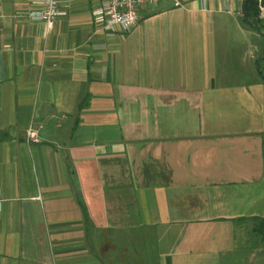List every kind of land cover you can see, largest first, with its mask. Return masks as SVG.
I'll return each instance as SVG.
<instances>
[{"label":"crops","instance_id":"crops-1","mask_svg":"<svg viewBox=\"0 0 264 264\" xmlns=\"http://www.w3.org/2000/svg\"><path fill=\"white\" fill-rule=\"evenodd\" d=\"M104 1L48 29L41 0H0V264H264L244 0L161 1L126 33Z\"/></svg>","mask_w":264,"mask_h":264},{"label":"built area","instance_id":"built-area-1","mask_svg":"<svg viewBox=\"0 0 264 264\" xmlns=\"http://www.w3.org/2000/svg\"><path fill=\"white\" fill-rule=\"evenodd\" d=\"M60 1L41 0V11L30 13V18L44 22L50 29L59 15ZM161 1L170 2L175 7L181 5V0H105L91 12V18L105 30L126 33L138 23L142 8L157 6ZM25 137L28 143L39 141L37 131L31 127L26 129Z\"/></svg>","mask_w":264,"mask_h":264},{"label":"trees","instance_id":"trees-1","mask_svg":"<svg viewBox=\"0 0 264 264\" xmlns=\"http://www.w3.org/2000/svg\"><path fill=\"white\" fill-rule=\"evenodd\" d=\"M242 12L244 23L264 38V17H262V12L259 8V0H244ZM254 66H256L257 72L264 84V48L255 59ZM255 230L261 236L264 243V217L259 219Z\"/></svg>","mask_w":264,"mask_h":264},{"label":"rangeland","instance_id":"rangeland-1","mask_svg":"<svg viewBox=\"0 0 264 264\" xmlns=\"http://www.w3.org/2000/svg\"><path fill=\"white\" fill-rule=\"evenodd\" d=\"M253 44L258 48V51H262L264 48V38L260 35L254 32L253 38H252ZM261 53V52H260Z\"/></svg>","mask_w":264,"mask_h":264},{"label":"water","instance_id":"water-1","mask_svg":"<svg viewBox=\"0 0 264 264\" xmlns=\"http://www.w3.org/2000/svg\"><path fill=\"white\" fill-rule=\"evenodd\" d=\"M259 8L262 12V17H264V0H259Z\"/></svg>","mask_w":264,"mask_h":264}]
</instances>
